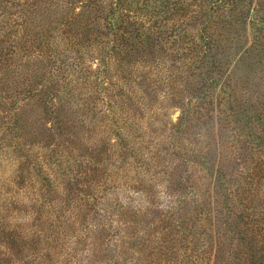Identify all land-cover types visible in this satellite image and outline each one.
Returning a JSON list of instances; mask_svg holds the SVG:
<instances>
[{
  "label": "rangeland",
  "instance_id": "374dc122",
  "mask_svg": "<svg viewBox=\"0 0 264 264\" xmlns=\"http://www.w3.org/2000/svg\"><path fill=\"white\" fill-rule=\"evenodd\" d=\"M80 1L70 0L72 9L68 14L80 13ZM133 1L135 3L129 7L131 13L134 16L145 14L139 11L142 0ZM147 1L149 7L155 4L156 8L161 6L158 10L165 9L158 2L161 0ZM185 1L197 9L199 0ZM2 2L7 3V0ZM163 16L144 23L139 32L138 43L141 41L142 47L148 49L139 55L130 54V58L123 61L109 63L107 72L98 82L107 88L104 93L98 90L100 88L90 87L93 82L89 86L81 84L62 91L53 90V100L32 98L25 93V74H22L25 70L14 69L5 76L0 75V96L7 89L6 93L15 101L14 107L0 101V264H56L58 258L71 264H94L107 249V242L123 231L145 237L149 233L141 228L147 221L154 222L158 228L161 220L176 221V214L184 203L176 204L175 199L180 198L178 188L186 181L190 187L182 192L191 188L193 191H189L204 204L199 224L207 226L212 221L208 229L215 236L214 244L218 248L214 245L213 250H219L218 256L226 260L237 257L234 264H248L246 258L251 251L245 245L254 246L258 240H264V168L259 175L254 171L258 162L264 167V151L253 154V158L250 155L254 145L245 133L234 128L235 116L227 107V95L221 94L222 103L214 105L216 114L209 107V111H201L204 120L189 117L186 129L176 135L179 108L194 96L189 84L197 82L198 74L204 73L206 68L198 70L199 63L192 58L196 21L184 20L180 28L185 31L184 35L178 36L174 31L170 34L172 21H166ZM157 20L160 23L154 25ZM100 23V27L105 24ZM149 25L153 31L149 30ZM223 37L217 54H229L235 47L230 30ZM83 57L91 68L104 69L99 51L92 50ZM257 66L248 58L227 68L230 86L235 89L234 98L257 101L261 99L259 96H264V64ZM64 74L61 70L53 77L40 78L39 82L41 86H57L58 83L60 87ZM91 79L95 81L96 77L91 76ZM93 107L94 113H88V108ZM111 112L118 117L116 120L121 127L127 120L132 123L131 129L136 133L131 135V141L138 152L124 150L114 126L108 121ZM244 124L242 119L240 125ZM5 126L9 129H4ZM255 132L258 133L257 128ZM120 133L126 136L125 131ZM131 136L128 133L125 140ZM228 138L235 139L232 145L226 144ZM218 141L222 143L221 148L224 144L228 146L224 150L222 169L227 175L236 169L240 175L225 193L214 184L210 170L190 159L198 151L202 154L206 146L214 153L211 144ZM233 150L241 159L228 158L227 154ZM219 152L221 158L223 152L221 149ZM140 155L160 161L157 168L150 170L151 178L159 183L158 188L145 187L140 192L134 189L135 176L146 178L150 173L145 167H136ZM59 161L66 169L54 166ZM164 172L171 176L170 186L163 181ZM163 186H167L166 189ZM239 192L256 201L241 204ZM171 208L173 210L169 211ZM104 209L110 213L109 220L101 217ZM236 216L244 217L245 225L239 228L238 234H233L232 230L226 231L224 225L232 221L237 224L238 220H233ZM226 232L235 236L233 245L226 242ZM237 236L244 241L236 239ZM262 244L264 241L254 247L259 254L262 253L259 247H264ZM112 245L114 243L110 244L111 250Z\"/></svg>",
  "mask_w": 264,
  "mask_h": 264
},
{
  "label": "trees",
  "instance_id": "16d2710c",
  "mask_svg": "<svg viewBox=\"0 0 264 264\" xmlns=\"http://www.w3.org/2000/svg\"><path fill=\"white\" fill-rule=\"evenodd\" d=\"M1 1L0 75L5 76L7 72H13L14 69L15 71L25 70L22 73L25 74V78L23 77L26 83L25 93L27 92L32 98L45 97L48 100H53V90L62 91L61 89L77 87L81 84L89 86L93 82L90 87L94 86L96 89L100 88L98 90L103 93L106 92L107 88L98 82L100 81L99 77L107 72L106 67L109 63L123 61L130 58V54L139 55L143 53V50L148 49L142 47L141 41L138 43L141 39L139 32L144 23H150L154 19L156 20L157 16L164 15L166 21H172L170 34L174 31L180 36L185 32L180 30L181 24L184 20L192 18L197 25L192 58L198 61L199 65H196L198 70H201L203 66L206 70L204 73L198 74L197 82L189 84L193 91L192 95L194 96L191 97L193 100H187L188 104L179 108L180 115L175 124L176 135L178 136L186 129L189 117L196 116L197 119L204 120L205 117L202 116L201 111H209V107L215 111L213 107L222 103L221 94H223L227 95L225 100L229 112L235 116L234 124L236 126L234 128L245 133L254 145V148H250L252 158L253 154L259 155L264 151V137L261 133V129L264 130V96H259L261 99L257 98L258 102L240 100L239 97L234 98L235 89L230 86L229 74L226 72L230 64L236 65L248 58H252L258 66L262 65V62L264 64V0H199L197 9L195 5L189 4L185 0L158 1L165 6L164 10H158L161 6L156 8L155 4L149 7L148 1L142 0L139 11L145 14L140 16H134L129 9L130 5L135 3L133 0H81V11L76 14H68L72 9L69 7L70 0H7V3H1ZM178 16L179 18H177ZM225 16L227 17L225 18ZM159 21L157 20L153 24L156 25L157 22L163 24V19ZM100 22L105 23L103 27H100ZM149 28L153 31L151 25ZM103 30H108L109 33ZM229 30L234 35L235 40H232L235 47L233 46L229 54L226 52L217 54L224 38L223 35ZM92 50L99 51L104 59L101 61L104 69L101 71L91 68L83 59L84 53L90 55ZM126 62L130 63V61ZM65 67L69 69L66 71ZM61 70L65 73L59 81L62 86L59 87L58 83L57 86H41L40 78L53 77ZM262 75H264V71H262ZM91 76L96 77L95 81L91 79ZM6 92L7 89L0 96L1 103L14 107L13 96ZM226 103L224 102V104ZM45 110V113L48 114L47 106ZM95 110V107L88 108V113L93 114ZM9 112L12 113V111ZM213 113L216 114V111ZM111 115L112 117L108 121H110V125L114 126L115 135L123 144L124 150L138 152L131 141L133 137L131 135L136 133L131 129L132 123L127 120L128 123L126 122L125 126L121 127L118 124L119 121L116 120L118 117L115 116V113L111 112ZM210 118L212 117L210 116ZM242 119L245 120L243 126L240 125ZM256 128L258 133L255 132ZM4 129L8 130L9 127L5 126ZM121 131H125L126 136L129 133L131 139L125 140L126 136H122ZM234 141V138H228L226 144L232 145ZM221 144L220 141L211 144L214 153H210V149L206 146L202 148V154H199L198 151L190 159L193 163L197 162L203 168L210 170L214 184H217L225 193L230 191L233 181L240 175L236 169H233L228 176L225 169H222L224 150L228 146L224 144L221 148ZM175 149L178 150L176 146ZM220 149L223 152L221 158L218 157ZM227 155L228 158H240L235 150ZM139 158L136 167H139L138 169L145 167L149 172L153 168H157L160 163L158 160L152 161L154 159L152 157L146 159L140 155ZM258 163V168H254V171L258 172L255 175H259L264 168L260 162ZM54 166L66 169L62 161ZM151 173L153 172L146 174V178L139 174L135 176L134 189L136 191L140 192L145 187L148 190L159 187V183L151 178ZM169 175V172H164L163 181L170 186L172 181ZM187 182L183 184L178 182L181 184L178 188L180 198H176L175 203H184V206L176 214V221L161 220L160 228L154 222L147 221L144 224L145 227L141 228L149 233L145 237L139 234L132 236L133 233L129 230L123 231L119 237L107 242V249L94 264H234L237 257L226 260V257L218 256V249L215 250L216 252L213 250L215 236H213L212 230L208 229V225L212 221L207 226L199 224L202 215H204L201 214L204 204L201 203V198L198 196L195 198V195L189 191L191 188L186 193L182 192L186 187H190L186 184ZM166 187L163 186L165 189ZM240 192L238 201L241 204L243 201L251 203L253 200L256 201V198L249 200L248 194L241 195ZM205 208L209 209L206 204ZM171 210L173 209H169V211ZM101 217L105 220L111 218L110 213L106 211ZM233 220H238V223L236 224L237 221L225 222L224 228L228 232L232 230L233 234H238L239 228L245 225L244 217L236 216ZM228 232L225 236L226 242L233 245L235 236L228 235ZM236 239L244 241L241 236H237ZM261 241L264 240H258L257 245L254 246L249 243L247 246L245 245L246 249L251 251L247 256L248 259L246 258L248 264L264 263L262 258L264 247H259V250L262 251L261 254L254 249ZM61 243V240L58 239L57 244L60 247ZM111 243H114L112 250L109 249ZM215 248L218 246L215 245ZM64 257L67 259L66 256ZM55 262L56 264H71L60 258L55 259Z\"/></svg>",
  "mask_w": 264,
  "mask_h": 264
}]
</instances>
